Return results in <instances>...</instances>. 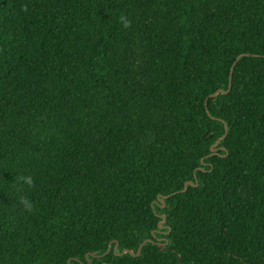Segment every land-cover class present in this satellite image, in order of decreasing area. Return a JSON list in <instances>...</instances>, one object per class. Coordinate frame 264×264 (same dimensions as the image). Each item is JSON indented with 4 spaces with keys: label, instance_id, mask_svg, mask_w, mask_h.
Segmentation results:
<instances>
[{
    "label": "trees",
    "instance_id": "trees-1",
    "mask_svg": "<svg viewBox=\"0 0 264 264\" xmlns=\"http://www.w3.org/2000/svg\"><path fill=\"white\" fill-rule=\"evenodd\" d=\"M111 243L264 264V0H0V264Z\"/></svg>",
    "mask_w": 264,
    "mask_h": 264
},
{
    "label": "water",
    "instance_id": "water-1",
    "mask_svg": "<svg viewBox=\"0 0 264 264\" xmlns=\"http://www.w3.org/2000/svg\"><path fill=\"white\" fill-rule=\"evenodd\" d=\"M243 56H247V55H241V56H239V57L237 58V61L234 63V65H233V67H232L231 75L233 74V70H234L235 65L237 64V62H238ZM231 88H232V76H231V78H230V85H229L228 90H227V91L220 90V91H218L217 93H215L214 95H212L211 98H216L218 95H227V94L231 91ZM225 128H226V133H227V132H228V127L226 126ZM223 139H224V138L218 140V141L216 142V144L213 145V146L211 147V152H212L211 156H213L214 153H216V151H217V147L220 145V143L222 142ZM189 186H196V185H194L192 182H188V183H186L185 188H184V190H183V193H185V192L187 191V189H188ZM175 194H176V193H175ZM165 198H166V197L159 198L158 201H159L162 205H164V199H165ZM163 218H164V221L160 224V227H162V225L165 223V217L163 216ZM149 242H152V240H146V241L141 245V247L139 248V250H138V252H137L136 254H134V252L131 251V250H125V251H123L121 254H118V253H117V251H118V244H116L115 249H114V253L117 254V255H119V256H124V255H126V254H129V255H131L132 257L137 258V257H140L141 252H142V248H143L146 244H148ZM112 244H113V243H111V244L109 245V248H108L107 252H106L105 254L101 255V256H95V255H93V254H89V255L87 256L88 264H92V262H91V260H90V256H93V257H96V258H104V257H106V256L111 252ZM159 246H160L161 248L163 247L162 244H160ZM69 264H71V262H69ZM81 264H82V263H81Z\"/></svg>",
    "mask_w": 264,
    "mask_h": 264
},
{
    "label": "clouds",
    "instance_id": "clouds-1",
    "mask_svg": "<svg viewBox=\"0 0 264 264\" xmlns=\"http://www.w3.org/2000/svg\"><path fill=\"white\" fill-rule=\"evenodd\" d=\"M119 21H120V23L122 24V26L124 28H129L131 26V21L128 20L127 17L124 16V15H121L119 17ZM27 183L30 184V185L32 184V180H31L30 177L28 178ZM21 203L25 204L27 207H30V205H28V202L26 200H22Z\"/></svg>",
    "mask_w": 264,
    "mask_h": 264
}]
</instances>
